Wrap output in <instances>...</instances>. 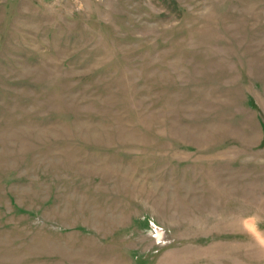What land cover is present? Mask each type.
I'll return each mask as SVG.
<instances>
[{"label": "rangeland", "instance_id": "1", "mask_svg": "<svg viewBox=\"0 0 264 264\" xmlns=\"http://www.w3.org/2000/svg\"><path fill=\"white\" fill-rule=\"evenodd\" d=\"M0 264H264V0H0Z\"/></svg>", "mask_w": 264, "mask_h": 264}]
</instances>
